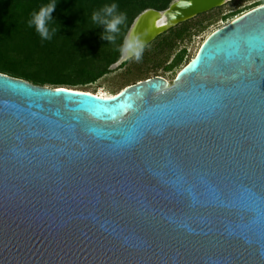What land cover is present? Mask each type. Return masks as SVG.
Wrapping results in <instances>:
<instances>
[{"label": "water", "instance_id": "water-1", "mask_svg": "<svg viewBox=\"0 0 264 264\" xmlns=\"http://www.w3.org/2000/svg\"><path fill=\"white\" fill-rule=\"evenodd\" d=\"M230 1L130 28L149 46ZM0 264H264V4L172 84L106 98L0 72Z\"/></svg>", "mask_w": 264, "mask_h": 264}, {"label": "trees", "instance_id": "trees-1", "mask_svg": "<svg viewBox=\"0 0 264 264\" xmlns=\"http://www.w3.org/2000/svg\"><path fill=\"white\" fill-rule=\"evenodd\" d=\"M51 2L0 0V72L36 85L73 89L111 73V66L121 57L119 48L124 35L136 17L147 9L166 10L173 0H55L57 6L49 27L56 32L50 40H44L34 25L29 26V21L33 13ZM112 3L118 5V12L127 16L115 43L104 40V27L92 20L94 13ZM238 14H230L223 20ZM191 23L192 20L170 29L149 45H154L152 51L165 53L166 62L174 54L169 69L178 68L185 60L186 48L179 50L178 47L191 38Z\"/></svg>", "mask_w": 264, "mask_h": 264}, {"label": "rangeland", "instance_id": "rangeland-1", "mask_svg": "<svg viewBox=\"0 0 264 264\" xmlns=\"http://www.w3.org/2000/svg\"><path fill=\"white\" fill-rule=\"evenodd\" d=\"M263 2L264 0H231L209 13L201 14L192 19L191 38L185 39L178 47L179 50L184 48L187 50L185 60L178 68L169 69V64L174 54L166 62V54L161 51H152L154 45H151L139 62L130 61L125 67L113 69L111 73L94 83L73 86V89L86 90L107 98L118 94L128 86L153 77H162L172 84L178 72L197 55L202 44L213 32L254 9V7L256 8L258 4ZM230 14L238 15L223 20L225 16H230Z\"/></svg>", "mask_w": 264, "mask_h": 264}, {"label": "clouds", "instance_id": "clouds-1", "mask_svg": "<svg viewBox=\"0 0 264 264\" xmlns=\"http://www.w3.org/2000/svg\"><path fill=\"white\" fill-rule=\"evenodd\" d=\"M55 0L42 6L37 13H33L32 19L29 21V26H35L36 31L42 39L50 40L55 34L56 29L49 27V22L52 21V13L56 9ZM118 5L112 3L105 5L101 11L92 15V20L102 25L105 29L102 38L111 43H115L117 35L121 32V26L126 23V13L118 12ZM147 44L145 39L135 30L129 28L124 35L123 42L119 48L121 59L124 61L139 62L143 58Z\"/></svg>", "mask_w": 264, "mask_h": 264}, {"label": "bare ground", "instance_id": "bare-ground-1", "mask_svg": "<svg viewBox=\"0 0 264 264\" xmlns=\"http://www.w3.org/2000/svg\"><path fill=\"white\" fill-rule=\"evenodd\" d=\"M99 96L104 97V96H102V95H99ZM107 98H108V97H107Z\"/></svg>", "mask_w": 264, "mask_h": 264}, {"label": "snow or ice", "instance_id": "snow-or-ice-1", "mask_svg": "<svg viewBox=\"0 0 264 264\" xmlns=\"http://www.w3.org/2000/svg\"><path fill=\"white\" fill-rule=\"evenodd\" d=\"M58 91H63V90H58Z\"/></svg>", "mask_w": 264, "mask_h": 264}, {"label": "flooded vegetation", "instance_id": "flooded-vegetation-1", "mask_svg": "<svg viewBox=\"0 0 264 264\" xmlns=\"http://www.w3.org/2000/svg\"><path fill=\"white\" fill-rule=\"evenodd\" d=\"M148 47V46H147Z\"/></svg>", "mask_w": 264, "mask_h": 264}]
</instances>
